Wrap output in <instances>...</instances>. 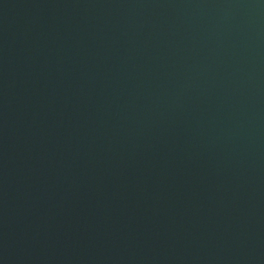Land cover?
Masks as SVG:
<instances>
[{"label":"water","instance_id":"obj_1","mask_svg":"<svg viewBox=\"0 0 264 264\" xmlns=\"http://www.w3.org/2000/svg\"><path fill=\"white\" fill-rule=\"evenodd\" d=\"M0 264H264V0H0Z\"/></svg>","mask_w":264,"mask_h":264}]
</instances>
